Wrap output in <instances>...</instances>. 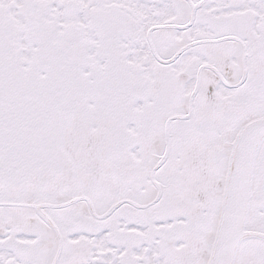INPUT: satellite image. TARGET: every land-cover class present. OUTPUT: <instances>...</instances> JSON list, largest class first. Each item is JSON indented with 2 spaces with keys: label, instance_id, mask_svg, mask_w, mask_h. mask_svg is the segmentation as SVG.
I'll return each instance as SVG.
<instances>
[{
  "label": "snow or ice",
  "instance_id": "6c2138e0",
  "mask_svg": "<svg viewBox=\"0 0 264 264\" xmlns=\"http://www.w3.org/2000/svg\"><path fill=\"white\" fill-rule=\"evenodd\" d=\"M0 264H264V0H0Z\"/></svg>",
  "mask_w": 264,
  "mask_h": 264
}]
</instances>
